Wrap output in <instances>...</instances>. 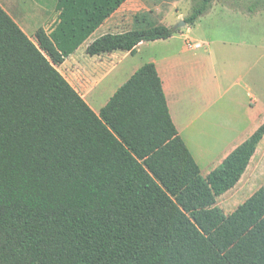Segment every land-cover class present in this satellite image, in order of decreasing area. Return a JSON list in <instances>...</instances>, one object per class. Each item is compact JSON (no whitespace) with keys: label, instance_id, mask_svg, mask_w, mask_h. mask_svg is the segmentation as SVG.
<instances>
[{"label":"trees","instance_id":"trees-1","mask_svg":"<svg viewBox=\"0 0 264 264\" xmlns=\"http://www.w3.org/2000/svg\"><path fill=\"white\" fill-rule=\"evenodd\" d=\"M126 0H55L58 21L29 38L0 6V264H264V185L226 214L262 123L206 177L147 62L95 113L58 66ZM214 0H192L193 24ZM248 15L264 0H221ZM178 29L105 33L90 56Z\"/></svg>","mask_w":264,"mask_h":264},{"label":"crops","instance_id":"crops-1","mask_svg":"<svg viewBox=\"0 0 264 264\" xmlns=\"http://www.w3.org/2000/svg\"><path fill=\"white\" fill-rule=\"evenodd\" d=\"M140 5L141 2L138 0H126L91 35L96 31H100L94 38L96 39L105 33H121L143 27L139 16H137V13L141 9ZM219 5L220 4L213 2L206 14L199 17L191 25L186 24L179 29L177 28L178 30L167 39L140 42L136 45L133 55L128 51H113L111 53L95 55L99 57V59L102 58V60L99 62V65L91 66V70L87 72L91 81L97 78L95 82L80 86V81L77 78L73 79V75L71 76V79H73L75 85H78V89L81 92L68 81L59 68L58 70L81 95L90 108L95 113H98L117 87L123 84L138 67L144 63L152 62L162 81V88L166 97L169 113L178 135L181 137L198 165L200 174L206 177L231 150L245 141L262 123H264V48L262 51L263 72L258 76L259 78L257 77L258 79L256 76L251 78L256 45L253 39L254 32L250 29L249 25L250 22L254 21L256 13L251 16L239 13L241 16H239V19H236V21H239L241 25L240 35H233L231 38H227L222 32V29L217 26V16L221 13H225L223 11H227L228 13H234V11ZM0 6L29 38L35 35L38 28H43L46 32H50L58 21V12L55 10V0H0ZM121 10L122 19L115 18L114 15ZM260 13L263 12L259 11L258 14ZM183 19L178 18L176 21ZM201 23L205 24L201 25ZM156 25L172 27V25L165 24ZM120 28H122V31ZM196 28H201V31L195 33ZM212 28L214 33H210ZM202 32L207 33L210 37L204 36ZM91 35L74 53L65 58L59 67H65L64 65L66 62L70 64L77 63V58L75 57L80 47L86 43V52L87 45L94 40H90ZM176 40H180L181 42H174ZM250 40H252V42ZM189 41L199 42L201 43V47L197 49L189 48L187 46V42ZM155 43L166 45L163 55L158 57L152 56L144 63L134 62L132 58L139 53L141 47L154 45ZM232 45H234V47ZM228 46L232 49L236 47V53L233 55L232 65H229L227 70H223L221 75L227 73L231 75L232 81L230 87H234L235 90L231 92L230 96H227L230 92L229 87L227 86L225 88L226 84H224L210 60L211 49L214 50L215 48L220 53H225L228 51ZM104 57H107V59H121L122 57V83L113 88H111L110 84L107 85L109 82L101 86L105 77H107L108 73L114 67L113 64L111 65L112 60L103 62ZM247 65L248 69L242 72ZM101 72L103 75H99ZM106 92L108 95L104 97V101L99 103ZM246 99L248 101H246ZM223 101L227 102L229 105L233 104V107L231 106L230 109V115L224 118L222 110L215 109V106L217 108V104L219 103V107ZM97 103H99V105L93 107ZM243 105H245V107ZM213 109H215L216 115L218 114L219 123L217 125L221 126L223 130L222 136L224 141L220 147L216 148L213 152L211 149L215 148V143L206 138L203 141L202 137L199 139L198 143L202 148L196 150L192 145L193 137L195 135H200L193 132L192 127L194 129L199 128L198 130L204 129L206 121H199L206 119L205 116L207 113L213 111ZM263 139L264 136L257 147L261 144ZM209 151L210 155H207ZM254 157L255 153L242 177L250 173L253 163L255 162Z\"/></svg>","mask_w":264,"mask_h":264},{"label":"rangeland","instance_id":"rangeland-1","mask_svg":"<svg viewBox=\"0 0 264 264\" xmlns=\"http://www.w3.org/2000/svg\"><path fill=\"white\" fill-rule=\"evenodd\" d=\"M42 1H49V0H42ZM138 1L141 2L140 5L141 9L137 13V16H139V19L143 27L156 25V24H165V25H172L173 28L178 24L179 21H176L178 18L183 19L185 15L186 16L189 15L191 10V3H192V0H138ZM213 2L220 4L219 6L226 7L221 0H214ZM229 9L233 10L234 13H228L227 11H223L225 13L219 14L216 20V23L218 24L217 26H219L222 29V32L227 38H231L233 35H240L239 33H240L241 25L239 21H236V19H239V16H241L239 15V13L248 15L247 13H244L237 9H232V8ZM259 11H262L263 13L258 14ZM252 14H255V19L254 21L250 22L249 27L254 32L253 39L256 45L255 48L256 52L254 55L251 78L253 76H256L257 78L263 72L262 51L264 48V10L261 9ZM252 14H250V16ZM114 17L122 19V10L119 11V13H116ZM204 24L205 23H201V25ZM200 29L201 28H196L195 33L200 32L201 31ZM120 30L122 31V28H120ZM99 33L100 31H96L93 35H91L90 40L94 39ZM202 33L204 36L210 37L208 36L207 33L205 32ZM210 33H214L213 28L210 31ZM30 37L32 38V40H35L34 36H30ZM250 41L252 42V40ZM174 42H181V41L176 40ZM85 44L86 43H84V45L80 47L79 52L75 57L77 58V63L70 64L69 62H66L64 65L65 67L63 66L57 67L68 79V81L76 87V89L79 92L81 91L78 89V85H75L73 79L77 78L81 83L80 86L89 84L90 82L92 84L93 82L96 81L97 78L91 81V78H89L87 72L91 70L90 69L91 66L99 65V62L102 60V58L99 59V57L88 55L85 52ZM155 44L141 47L139 53L132 58L134 62L144 63L147 62V59H149L152 56L158 57L160 55H163L165 53L166 45H161L160 43H155ZM232 46L234 47V45ZM235 48L232 49L228 46V51L225 53H220L214 48V50L211 49V54H210V60L212 62V65L214 66V69L218 72L224 84H226L225 88L227 86L229 87L230 92L229 95L227 96H230L231 92L235 89L234 87L232 88L230 87L232 81L231 75L229 73L221 75V73L223 70H227L229 65L230 66L232 65L233 55L236 53ZM111 60H112L111 65L113 64L114 67L108 73L107 77H105V79L101 83V86L102 84H106L107 82H109L107 83V85L110 84L111 88H113L116 85L122 83V57L121 59H115V58L107 59V57L103 58V62L105 61L109 62ZM248 65L242 72L248 69ZM72 75H73V79H71ZM99 75H103V73L101 72ZM106 95H108L107 92L103 95L99 103L104 101L105 99L104 97ZM246 101L248 100L246 99ZM99 103H97L93 107H97ZM218 104H217V108L214 105L215 109L222 110L223 118L229 116L230 109L231 106L233 107V104L229 105L225 101H223V103L220 104L219 107ZM243 106L245 107V105ZM215 109L207 113V115L205 116L207 120L202 119L201 121H199V122L206 121V125L204 129L198 130L199 128L194 129L192 127V131L200 135V136L195 135L193 137L192 145L193 148L196 150L202 148L200 147V145H198L199 139L202 137H203L202 138L203 141L206 138L207 140H210L211 142L215 143V148L211 149L213 152L216 150V148L220 147V145L224 141L222 136L223 130L221 126L217 125L219 121H218V114L216 115L214 111ZM207 155H210V151L209 153H207ZM254 160L255 162L253 163V167L250 170V173L245 174L243 177H241L238 183L232 189L228 190L223 195L216 198V205L219 206L224 213L228 214L232 212L257 188L264 185V139L256 149Z\"/></svg>","mask_w":264,"mask_h":264},{"label":"built area","instance_id":"built-area-1","mask_svg":"<svg viewBox=\"0 0 264 264\" xmlns=\"http://www.w3.org/2000/svg\"><path fill=\"white\" fill-rule=\"evenodd\" d=\"M187 46L189 47V48H193V49H197V48H199V47H201V43H199V42H187Z\"/></svg>","mask_w":264,"mask_h":264},{"label":"water","instance_id":"water-1","mask_svg":"<svg viewBox=\"0 0 264 264\" xmlns=\"http://www.w3.org/2000/svg\"><path fill=\"white\" fill-rule=\"evenodd\" d=\"M185 25H186L185 21L184 20H180L178 22V24L175 27H173V29H177V28H180V27L185 26Z\"/></svg>","mask_w":264,"mask_h":264}]
</instances>
